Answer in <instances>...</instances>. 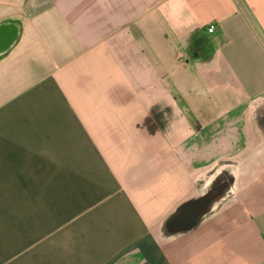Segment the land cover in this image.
Listing matches in <instances>:
<instances>
[{
  "label": "crops",
  "instance_id": "0c3cea01",
  "mask_svg": "<svg viewBox=\"0 0 264 264\" xmlns=\"http://www.w3.org/2000/svg\"><path fill=\"white\" fill-rule=\"evenodd\" d=\"M0 264H264V0H0Z\"/></svg>",
  "mask_w": 264,
  "mask_h": 264
},
{
  "label": "water",
  "instance_id": "95a60500",
  "mask_svg": "<svg viewBox=\"0 0 264 264\" xmlns=\"http://www.w3.org/2000/svg\"><path fill=\"white\" fill-rule=\"evenodd\" d=\"M242 165L239 161L222 160L211 168L200 195L182 205L164 221L161 226L163 240L189 232L224 202L233 199Z\"/></svg>",
  "mask_w": 264,
  "mask_h": 264
},
{
  "label": "built area",
  "instance_id": "2783aa9c",
  "mask_svg": "<svg viewBox=\"0 0 264 264\" xmlns=\"http://www.w3.org/2000/svg\"><path fill=\"white\" fill-rule=\"evenodd\" d=\"M215 30V25H210L209 28H208V31L209 32H213Z\"/></svg>",
  "mask_w": 264,
  "mask_h": 264
}]
</instances>
